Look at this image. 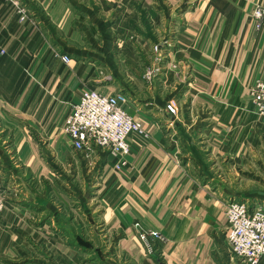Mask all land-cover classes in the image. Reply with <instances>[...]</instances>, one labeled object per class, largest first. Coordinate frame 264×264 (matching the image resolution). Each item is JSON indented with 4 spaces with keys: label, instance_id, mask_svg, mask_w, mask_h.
<instances>
[{
    "label": "crops",
    "instance_id": "1",
    "mask_svg": "<svg viewBox=\"0 0 264 264\" xmlns=\"http://www.w3.org/2000/svg\"><path fill=\"white\" fill-rule=\"evenodd\" d=\"M257 5L0 0V264H82L69 243L84 233L78 215L135 264H157L137 224L160 233L162 264H243L226 242V210L264 204L254 192L264 187V117L250 94L264 76ZM87 89L127 95L147 134L129 137L121 171L110 152H77L65 133ZM84 170L95 184L82 189Z\"/></svg>",
    "mask_w": 264,
    "mask_h": 264
},
{
    "label": "built area",
    "instance_id": "2",
    "mask_svg": "<svg viewBox=\"0 0 264 264\" xmlns=\"http://www.w3.org/2000/svg\"><path fill=\"white\" fill-rule=\"evenodd\" d=\"M256 29L264 26V6L257 5L253 14ZM154 52L163 56L162 47L155 46ZM64 61L69 62L68 58ZM175 67V66H174ZM154 71L146 74L147 80L153 79ZM252 102L257 114L264 117V76L256 82L251 91ZM129 98L124 93L108 95L101 91L87 89L79 103L66 119L64 130L70 137L73 148L80 153L92 154L96 149H103L115 158L114 169L121 171L131 153L129 137L147 136L140 122L128 112ZM167 109L177 114L174 104ZM6 207L1 189L0 177V216ZM226 242L231 255L243 264H260L264 261V204L232 200L227 204ZM140 229L139 238L148 255L154 251L152 241L159 240V232H146Z\"/></svg>",
    "mask_w": 264,
    "mask_h": 264
},
{
    "label": "rangeland",
    "instance_id": "3",
    "mask_svg": "<svg viewBox=\"0 0 264 264\" xmlns=\"http://www.w3.org/2000/svg\"><path fill=\"white\" fill-rule=\"evenodd\" d=\"M252 169L260 170V168H257V167H252ZM255 173L257 172L255 171ZM81 175L83 176L82 178L83 184H81L82 189H84L86 185L88 186L90 184V187H92L95 184V180L88 177V172L86 170H84ZM250 186L251 185L249 184L247 189H250ZM247 189L243 190V194L249 193L250 191L253 192V190L247 191ZM254 192L264 195V187L262 188L258 186V189H255ZM90 193H93V192L88 191V190L83 192L84 199L86 200L87 203L93 199L91 198ZM237 201H245V202L248 201L249 204L253 205V203L249 200L242 199V200H237ZM77 217L80 219L82 218L84 220V222L82 223L79 221L80 219L79 220L77 219L79 222V225L82 227V230L84 232V236H85L84 242L86 241L91 244L90 250L88 252H85L84 250H82L83 252L80 253L82 264H135L134 262H130L126 260L125 257L114 248L116 247V244H115L117 243L116 240H111L107 237H104V233H100L101 228L99 224L93 225V227L91 228L88 225V223L85 221L84 215H78ZM71 219H73L72 216H71ZM96 232H99V234L97 235ZM153 254H156L155 249L153 253L148 256H152Z\"/></svg>",
    "mask_w": 264,
    "mask_h": 264
},
{
    "label": "trees",
    "instance_id": "4",
    "mask_svg": "<svg viewBox=\"0 0 264 264\" xmlns=\"http://www.w3.org/2000/svg\"><path fill=\"white\" fill-rule=\"evenodd\" d=\"M84 238H85L84 233H82L80 236H78V238L73 240L71 244L81 249V252H83L82 250H84L85 252H88L90 250L91 244L86 241L84 242ZM151 257L155 259L157 264L163 263L162 259L160 258V254L157 252V250H156V254H153Z\"/></svg>",
    "mask_w": 264,
    "mask_h": 264
}]
</instances>
